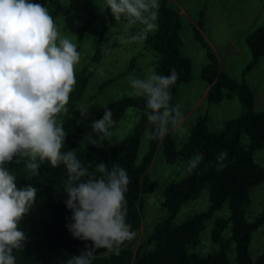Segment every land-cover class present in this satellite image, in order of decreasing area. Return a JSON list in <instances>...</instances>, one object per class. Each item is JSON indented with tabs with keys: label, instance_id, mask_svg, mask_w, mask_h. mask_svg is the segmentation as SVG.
I'll use <instances>...</instances> for the list:
<instances>
[{
	"label": "trees",
	"instance_id": "1",
	"mask_svg": "<svg viewBox=\"0 0 264 264\" xmlns=\"http://www.w3.org/2000/svg\"><path fill=\"white\" fill-rule=\"evenodd\" d=\"M49 14L57 22L62 10V0H48ZM87 18L79 29L77 50L85 39L88 30L99 20L105 30L113 20L110 9L106 4L96 5L85 2ZM158 27L147 35L145 45L153 48L159 54L155 61V71L167 75L171 68L179 74L176 84L172 87L171 104H179L178 91L181 85L193 79V62L183 51L182 24L178 9L168 0H162L158 9ZM201 23H197L200 26ZM197 39L206 47L208 63L202 69L201 76L207 79L210 87L207 92L209 102H220L230 98L237 91L242 103V112L230 118L219 130L209 126L208 116H202L190 128L183 143L178 147L171 133L163 137L154 138V125L148 123L145 112V100L136 95L116 98L104 107L113 112L117 121L116 127L124 117L126 109L134 106L140 110V116L133 131L117 143L102 142L101 147L92 144L76 152L78 159L87 166L88 162L99 164L103 162L109 169L113 163L126 169L130 184L126 193L127 223L131 230L136 231L142 225L141 186L147 172L152 165L155 155L163 149L166 159L175 162L184 158L186 163L196 154L203 156L202 162L193 171L186 174L176 183L169 186L165 193L164 205L168 210L166 218L158 222L149 234H145L138 244L136 251L133 247L121 246L115 250L95 254L92 264H264V253L253 258L249 252L252 232L264 224V211L254 220H248L245 206L251 200V187L264 180V166L256 162L255 152L264 146V109H255L253 88L246 79L238 80L220 68V61L216 53L202 38L197 28ZM252 58L248 68L257 64L264 56V22L246 35ZM101 52L97 49L92 59L99 60ZM135 64V60L132 61ZM76 84L70 94L67 105L69 115L76 103L86 90L88 75L83 68L75 71ZM181 110V109H180ZM182 111V110H181ZM182 118L184 111H182ZM94 121V120H93ZM93 121H80L77 114H72L63 121L64 130L68 133L62 151L78 147L85 134L91 131ZM174 126H169V128ZM150 134L149 146L141 161L137 160L142 137ZM248 136V144H244L243 137ZM221 152H227V158L218 166L217 157ZM16 159H21L19 164ZM26 158H14L6 167L17 176V186L25 187L32 184L37 188V198L32 210L21 221V230L25 231L28 239L23 251H15L17 264H65L71 256H79L91 241L73 238L67 225L71 221V210L66 208L67 195L63 193V186L67 180L66 168L63 164L52 167L45 161L41 164L38 174L32 175L25 167ZM94 172V168L89 169ZM96 175H100L96 173ZM208 184L210 188V205L179 224L173 219L182 205L199 196L202 188ZM228 203L230 216L219 218L212 231V240L220 244V249L207 255H201L189 249L200 241L204 224L214 212ZM231 225L230 238L223 237V231ZM236 243V261L231 262L227 248L229 243Z\"/></svg>",
	"mask_w": 264,
	"mask_h": 264
},
{
	"label": "clouds",
	"instance_id": "2",
	"mask_svg": "<svg viewBox=\"0 0 264 264\" xmlns=\"http://www.w3.org/2000/svg\"><path fill=\"white\" fill-rule=\"evenodd\" d=\"M105 4L116 22L124 18L145 25L128 38L114 35L109 43L143 42L158 27L154 11L158 0H105ZM80 59L77 45L61 35L47 7L29 0H0V264H17L13 252L23 251L28 239L20 224L37 198V188L32 184L18 187L17 176L6 167L16 157L26 158L25 167L32 175L38 174L45 161L54 168L61 164L66 168L63 193L72 221L67 228L73 238L91 241L92 247L65 264H92L97 249L113 250L136 236L127 223L130 178L126 169L117 163L109 169L103 162L93 167L94 161L84 166L76 149L62 151L68 133L58 116L68 112ZM178 78L175 68L167 75L149 69L145 78H128L130 94L145 100L148 123L156 129L154 138L163 137L169 125L182 120L181 106L171 104V89ZM89 109L81 107V116L86 117ZM116 124L113 112L105 108L103 117L91 124L98 139L85 134L82 142L101 147L112 137ZM226 158L227 152H221L218 166ZM202 160V154L196 153L188 161V171ZM92 168L94 172L89 171Z\"/></svg>",
	"mask_w": 264,
	"mask_h": 264
},
{
	"label": "rangeland",
	"instance_id": "3",
	"mask_svg": "<svg viewBox=\"0 0 264 264\" xmlns=\"http://www.w3.org/2000/svg\"><path fill=\"white\" fill-rule=\"evenodd\" d=\"M176 1L185 11V13L180 14L181 34L184 39L183 51L193 62V79L189 82L192 89L188 92V98L179 101L189 109L193 108V110L179 129L172 132L176 145L180 147L198 118L207 115L209 126L214 130H219L224 127L227 120L242 112V103L238 93H236L237 91L233 92L230 98H225L220 102H209L205 98L198 103L197 98L203 97V85L208 84L207 79L202 78L201 72L209 60L206 47H203L200 40L194 36V22L201 23L203 20L202 24H205L208 34L211 36V32L214 33L210 40L214 41L216 47H212V50L217 55V50L219 51L221 59L219 55L218 59L221 62L223 71L238 80L246 79L253 88L255 109H264V56L260 58L257 64L248 68L252 54L244 35L248 27L247 30L252 25L259 26L264 22V12L259 20L258 17L256 18V13L261 8V3L264 0ZM29 2L38 3L46 7L48 0H29ZM85 2L102 5L105 0H62L63 7L56 22L61 35L70 39L77 46L79 44V29L87 18L84 7ZM171 3L174 5V0H168V4ZM158 4L159 9L162 0H158ZM158 9H154V11L158 13ZM155 23L158 26V14ZM144 27L145 25L140 22L133 24L124 18H121L119 22H116L113 18L108 23L107 28L105 27V30L99 20L93 24L88 30L85 39L80 43L79 52L81 53V59L79 64L75 66V71L86 69V73L89 76L88 85L72 112L69 115L60 117L59 120L63 122L66 117L72 114H77L80 121L99 120L103 117L102 111L107 103L122 96L133 95L130 94L133 90L129 84V76L145 78L149 69L155 70L154 63L158 59L159 54L153 48L146 46L145 40L143 42L131 41L121 44L117 41H112V43H109V41L117 34H123L125 38H128L141 32ZM154 31H150L147 35ZM192 43L193 45L190 47L189 44ZM97 49L101 52L99 60L92 59ZM133 57L135 58V64L132 62ZM189 83L180 86L178 97L182 93L183 88L189 86ZM182 104L179 103L181 108L183 107ZM85 105L89 106L90 109L88 115L82 117L79 109ZM139 116L140 110L138 108L134 106L128 107L124 117L112 129V137L106 142L117 143L128 136L133 131ZM89 135L93 139H98L92 129ZM242 139L244 144L247 145L249 137L246 135ZM149 140L150 134L145 133L138 152V161L142 160L148 150ZM82 141L75 148L76 152L90 145V143ZM254 157L256 162L264 166V146L256 150ZM186 171L187 163L184 158L169 162L163 149L156 153L155 159L141 186V199L143 202L141 208L142 225L138 230L134 231L136 236L133 240L127 241L119 247H133L136 251L142 237L152 232L156 224L166 218L168 210L164 205L165 193L169 186L179 181L186 174ZM250 194L251 200L244 210L247 219L251 221L264 211V180L253 185ZM209 205L210 188L206 184L198 197L190 199L182 205L173 219L174 224H179L194 214L206 210ZM230 213L228 203L216 210L213 216L205 222L199 243L194 246L190 245L189 249L201 255H207L219 250L221 246L212 240V231L216 220L227 218ZM231 235L232 229L231 225H229L224 229L223 237L228 239ZM91 247L92 242L84 251ZM113 250L97 249L95 254L108 253ZM249 252L253 258H257L264 253V224L252 232ZM227 254L231 262L236 261V243L234 241L229 243Z\"/></svg>",
	"mask_w": 264,
	"mask_h": 264
},
{
	"label": "crops",
	"instance_id": "4",
	"mask_svg": "<svg viewBox=\"0 0 264 264\" xmlns=\"http://www.w3.org/2000/svg\"><path fill=\"white\" fill-rule=\"evenodd\" d=\"M172 4V3H171ZM254 4V3H253ZM173 5V4H172ZM173 6H175L177 9H178V11H179V13L180 14H182V13H185V11H184V9L177 3V1L176 0H174V5ZM263 12H264V2L263 3H261V8L257 11V13H256V18L258 17V20L260 19V17H261V15L263 14ZM202 23H203V20H202ZM253 24V23H252ZM251 24V25H252ZM261 25V24H260ZM256 27H258V26H255V25H252L251 26V28L249 29V30H245V31H247V32H245L244 33V35H245V37H246V35L251 31V30H253L254 28H256ZM197 28L199 29V31L201 32V36H202V38L205 40V41H207V43L209 44V46L210 47H216L215 45H214V41L212 42L211 40H210V37L211 36H214V33L213 32H211V36L208 34V32H207V29L205 28V24H201L200 26H198L197 25V23L196 22H194L193 23V33H194V36H195V38L197 39V37H196V35H195V31L197 30ZM183 29H184V26H183ZM210 41V42H209ZM201 42V41H200ZM183 44H184V39H183ZM193 45V43L192 44H189V46L191 47ZM201 45L203 46V47H205L202 43H201ZM228 47H231V46H228ZM217 50V49H216ZM217 52H218V55H219V58H220V53H219V51L217 50ZM228 53V52H227ZM216 55H217V53H216ZM218 55H217V57H218ZM135 58L133 57L132 58V60H134ZM221 59V58H220ZM219 60V59H218ZM220 68L221 69H223V67L221 66V62H220ZM202 73V72H201ZM210 84L208 83V84H205V85H203V87H202V89H203V93H202V95H203V97H199V98H197L198 99V103L201 101V100H203V99H205V98H207V92H208V89H209V86ZM192 89V87H191V83H189V86L188 87H184L183 88V91H182V93L179 95V97H178V95H177V101H178V103H180V104H182L181 102H179V101H181L182 99H186V98H188L189 97V91ZM182 108L180 107V109L182 110V111H184V115H183V118H182V120H181V122L178 124V125H176V126H174V127H171V129H169V133H171L172 134V132L173 131H176L177 129H179V127L184 123V121L190 116V114L192 113L191 111L193 110V108H188L187 106H184V104H182ZM180 110V111H181Z\"/></svg>",
	"mask_w": 264,
	"mask_h": 264
}]
</instances>
